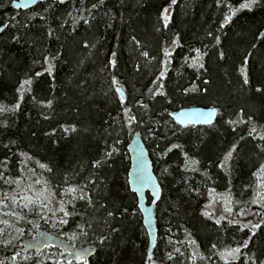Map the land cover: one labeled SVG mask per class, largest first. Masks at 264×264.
Wrapping results in <instances>:
<instances>
[{
  "label": "trees",
  "instance_id": "trees-1",
  "mask_svg": "<svg viewBox=\"0 0 264 264\" xmlns=\"http://www.w3.org/2000/svg\"><path fill=\"white\" fill-rule=\"evenodd\" d=\"M12 1L0 0V25H7L0 33V105L19 100L20 107L14 112H0V165L7 156L15 176L19 161L27 159L34 179L47 180L54 193L50 207H59V189L66 184L86 185L84 191L93 203L87 199L76 200L74 206L65 203L73 213L68 217L55 211L44 216L39 211L19 209L26 219L10 218L12 228L0 239L6 237L12 242L0 244V260L11 264L9 257L21 241L41 229L76 246L94 245L96 253L88 264H147L148 254L160 264L173 247L183 255L177 254L171 261L163 259V264H193L187 259L193 251L207 257L197 264H223L212 254L210 245L235 246L245 240L249 243L247 251L264 259V225L254 235L223 220L221 227L206 205L219 194L222 199L241 201L232 204L231 218L244 221L245 216L239 214L245 207L243 201H250L258 190L253 173L264 160V153L256 147L261 142L247 132L253 125H264V0H258L251 9H241L242 0H221L219 5L216 0H73L67 4L46 0L29 10H11ZM93 3L99 6L93 9ZM225 16L230 17L229 22L221 27ZM133 36L141 43L136 44ZM197 48L203 69L193 67L189 59L197 55ZM220 51L225 53L222 59ZM245 74L248 84L243 83ZM29 76L31 83L17 92L21 81ZM48 100L50 105L40 103ZM197 106L219 107L217 121L174 129L176 123L168 114ZM125 108L130 109L128 115L137 117L132 125L125 122ZM241 109L244 123L227 125V119L241 118L237 115ZM72 125L74 131H65ZM176 129L179 132L173 135ZM136 131L143 136L162 186V198L155 208L158 239L152 253L137 197L127 179L128 145ZM233 143L238 150L227 161L228 166L217 167ZM114 144L119 151L103 160L107 148ZM173 144L180 147L162 154ZM184 152L199 163L192 164ZM95 160L101 164L94 166ZM41 163L52 171L40 168ZM194 188L199 191H192ZM13 191L19 190L0 181V195ZM248 191L252 194L246 198ZM203 199L208 216L200 209ZM252 207L259 208L250 205L247 210ZM9 208L18 210L11 202ZM113 208H127L128 212L108 218L106 211ZM0 210L7 211L2 206ZM59 219L68 223L61 224ZM84 221L93 225L87 235L76 228ZM17 227L22 234L15 232ZM112 228L118 231L112 232ZM101 235L107 236L103 243ZM192 240L196 244H191ZM20 256L29 259L18 258L17 264H84L63 261V253L57 248ZM234 264L246 262L242 258Z\"/></svg>",
  "mask_w": 264,
  "mask_h": 264
},
{
  "label": "snow or ice",
  "instance_id": "snow-or-ice-1",
  "mask_svg": "<svg viewBox=\"0 0 264 264\" xmlns=\"http://www.w3.org/2000/svg\"><path fill=\"white\" fill-rule=\"evenodd\" d=\"M35 2V0H33ZM102 3V0H100ZM173 3L176 2V0H172ZM217 4L219 5L221 3V0H216ZM258 3V0H242L240 3L239 7L241 9H251L254 6H256ZM93 9L97 8L99 5L97 3H93L90 5ZM229 10L231 12H235V9L229 5ZM167 9L164 10V23L165 26H167ZM41 19H44V17H41ZM230 17L225 16L224 20L221 23V27H223L224 24H227L229 22ZM84 23H88L87 20H84ZM7 27V25H0V31H3V29ZM52 33L51 28H49V34ZM208 36H213L212 32L207 33ZM261 36H264V33H261ZM17 37H13V39H16ZM215 41L219 42V36L214 37ZM132 40L136 44H140L141 42L136 39L135 36L132 37ZM84 45H88V41L85 40ZM197 55L192 56L189 59L193 61V67H196L197 65L199 68L203 69L204 65L199 64V56L201 54L200 49L197 48L196 50ZM116 53L113 52L112 56L115 57ZM143 55L147 56L148 52L145 51ZM225 53L223 51L219 52V56L222 59L224 57ZM48 58L45 57V60ZM245 60H247V57H245ZM114 64L115 61H112ZM37 76L40 75V73H36ZM161 75H163V72H161ZM31 76L27 77L23 81H21L20 86L17 88V92H20L24 89L25 85H28L31 83ZM113 81H115V77L112 78ZM159 79V77L157 78ZM156 81H153L155 83ZM208 83V81H206ZM243 83L248 84V78L247 74L244 75L243 78ZM158 91V89H157ZM184 91H187V89H184ZM203 91L206 93L208 91L207 88L203 89ZM257 91L259 92L260 89L257 88ZM41 104L47 103L51 104V100L48 101H41ZM138 103H142V101H138ZM20 107V101L17 100L15 104L3 106L0 105V112H14L18 110ZM144 107H147V105H144ZM222 107V106H221ZM243 109L240 110L237 115H240L239 120H233L231 118L227 119L225 123L230 126H235L236 124L244 123V118L243 115ZM130 112V109L125 108L124 109V114H125V122L128 125H132L134 122L137 121V117L135 115H128ZM217 112H220V108H217ZM181 117H184L185 119H192V117L187 114V113H179ZM196 119H204L206 123L211 125L213 123L212 120L208 119V116L205 114H200ZM248 121L251 123L252 122V117L248 116ZM140 123H143V120L141 119L139 121ZM75 130V125H72L71 128H65V131ZM150 135H155L154 131L152 129H147ZM54 131V130H53ZM179 132V129H176V131L173 133V135H176V133ZM247 136L252 137L254 140H259L261 143H258L256 147L260 150L261 153H264V125H261L259 127L253 125L249 131L247 132ZM243 137H241V140ZM119 141H116V144H118ZM8 145H5V148H7ZM177 147L179 148L180 145L178 144H173L170 145L168 148L162 152V154H166L168 151H171V148ZM238 150V146L236 143L231 144L230 149L224 154L223 159H220L219 163L217 164V167L219 168H225L227 167V161L233 158L234 153ZM119 148L116 147V145H112L110 148H107L103 155V160H107L110 158L115 152H118ZM23 155V154H21ZM183 155L191 160L192 164H198L199 161L196 160L195 158L189 157L188 152H184ZM27 159L19 161L20 167L18 169L19 174L18 175H13L11 173V169L9 168V159L7 156L3 157V163L0 165L2 167V170H0V181H3L4 184L7 185H15V188L18 189L19 191H13L11 194L9 193H3L0 195V206H2L4 209H7V211L0 210V216H3L4 219H0V225H3V227H0V237L4 236V233L6 231H10L12 228V221L10 218H15L17 221H22L26 219V216L21 214L19 209H27L28 213H32L35 211H39V213L43 214L44 216H47L48 213L50 212H59L61 213L64 217H68L73 215L72 212L68 211L65 208V203L68 204H73L76 200H85L87 199L88 203L91 205L93 203L92 198L90 195H87L84 191V188L86 185H65V187L59 189V192L61 193V199L59 201V207L54 208L50 207L52 204V197H53V191H50L48 188V181L47 180H42L35 178V172L33 169L27 167ZM101 164V160H95L93 161V165H98ZM40 168H46L47 171L51 172L52 169L48 167V165L41 163L39 165ZM181 167H184V165H181ZM195 171L196 169H191ZM254 176L257 177V185H258V190L255 192V195L250 199V201H243V204L245 207L240 208V216H248L249 211L247 210L250 205H257L260 209L259 212H257L255 209L252 210V214L257 215V216H262L264 215V160H262L259 163V167L256 169V171L253 173ZM147 177L141 174L138 176V183L140 184H145L147 183ZM28 181L25 183V181ZM44 185L42 188H37L38 185ZM245 187H250L249 185H245ZM192 191L198 192V188L192 189ZM212 191H215L214 189ZM21 193H30V195H21ZM65 197H68L65 199ZM9 202L12 204L16 205V208L18 210H12L9 208ZM235 203L239 205L241 201H233L230 197L224 198V210L223 213H221L220 218L215 219V224L216 225H221L222 220L227 221L228 224L230 225H238L240 230H243L244 228H247L249 231V234H255V231L261 227V225H264V218H261L258 222L253 223L252 220H248L246 223L240 219H234L231 218V214L233 212V207L232 204ZM102 207H106V205H102ZM135 211V210H134ZM128 209L124 208L122 211H120L117 208H113L112 210H107L106 211V216L108 218H115L116 215H123L124 213H127ZM204 216H208L209 213L205 211ZM59 223L61 224H67L68 220L67 219H59ZM31 223V221H29ZM93 227L92 223H89L88 221H84L83 223L76 224L77 230L82 232L84 235H87V230L91 229ZM112 232H117L118 228H112ZM16 233H21L22 230L20 228H15ZM107 239L106 235H101L99 237V240L101 243H103ZM11 240L8 238H3L0 239V244H3L5 246H8L11 244ZM191 244H196L195 240L191 241ZM249 248V243L248 240H245L241 243H237L235 246H229V245H219L216 243H212L210 245V250L212 251V254L215 255L219 260L223 261V264H234L236 261H241L243 260L246 262V264H264V259H262L260 256H257L255 253H251L250 251H247ZM177 254H180L181 256L183 253L180 252L179 248L173 247L170 252H167L164 254L163 259H166L168 261L173 260L176 258ZM74 255H77L81 260H84V255L83 251L77 252ZM21 260H28V256H20L19 252H13V254L9 257L11 264H17V259ZM207 257L203 255V253H198L196 251H193L190 256L187 257V259L191 260L193 264H197V261L204 260ZM163 259L160 261V264H163ZM0 264H5L4 260H0ZM56 264H61L60 261H56ZM84 264H88L86 260H84ZM147 264H157L156 259L154 258L153 254H148L147 256Z\"/></svg>",
  "mask_w": 264,
  "mask_h": 264
},
{
  "label": "water",
  "instance_id": "water-1",
  "mask_svg": "<svg viewBox=\"0 0 264 264\" xmlns=\"http://www.w3.org/2000/svg\"><path fill=\"white\" fill-rule=\"evenodd\" d=\"M44 1L46 0H35V2H33V0H14L12 1L10 8L29 10ZM54 1L60 4H67L73 0ZM119 91L123 98H125L126 95L123 89L120 88ZM181 112L189 114L192 119L188 120L181 117L179 115ZM200 114L207 115L208 119L213 121L211 125H213L218 118L216 107H186L172 112L170 116L179 126L182 127L189 125H209L204 119H196ZM128 154L131 161L128 184L131 192L137 197L138 208L142 214L143 224L150 241L149 251L152 253L156 247L158 239L155 208L162 198V186L155 172L152 158L140 131H136L130 141L128 145ZM141 172L148 178L147 183L145 184L138 183V176ZM148 195L151 197V202L148 201ZM48 248H57L61 250L63 253V261L76 263H84V260L89 262V259L96 253V247L92 244L76 246L69 240L59 237L45 229L38 230L31 237L22 240L20 246L16 248L14 252L27 253L34 251L36 253H41ZM80 251H83L84 260H81L77 255H74Z\"/></svg>",
  "mask_w": 264,
  "mask_h": 264
},
{
  "label": "rangeland",
  "instance_id": "rangeland-1",
  "mask_svg": "<svg viewBox=\"0 0 264 264\" xmlns=\"http://www.w3.org/2000/svg\"><path fill=\"white\" fill-rule=\"evenodd\" d=\"M221 194H219L218 197H216V195L214 196V198L210 200L209 204L207 205V209L209 208V210L212 212V214H215L214 218H219L221 213H223L224 207V199H222V196L220 197ZM255 209L257 212H259V208L257 207H252V209H249V215L245 216V220L244 222L246 223L249 219L252 220L253 223L258 222L261 219V216H257L252 214V210Z\"/></svg>",
  "mask_w": 264,
  "mask_h": 264
},
{
  "label": "bare ground",
  "instance_id": "bare-ground-1",
  "mask_svg": "<svg viewBox=\"0 0 264 264\" xmlns=\"http://www.w3.org/2000/svg\"><path fill=\"white\" fill-rule=\"evenodd\" d=\"M12 10V9H11ZM197 107H205V106H197ZM209 107H216V108H219V107H217V106H209ZM172 112H175V111H172ZM172 112H170L168 115V117H169V119H172L171 118V116H170V114L172 113ZM218 116H219V112H218ZM218 119V118H217ZM173 120V119H172ZM174 121V120H173ZM217 121V120H216ZM175 122V121H174ZM176 123V122H175ZM177 124V123H176ZM174 125V129L175 128H177V126H178V124L177 125ZM180 127V126H179ZM130 167H131V161H130V166H129V169H128V175H127V179H129V171H130ZM230 170V169H229ZM251 191H248L246 194H245V197L246 198H248V197H250L251 196ZM159 203V202H158ZM157 203V204H158ZM207 204H209L208 202L206 203V205ZM204 205H205V200L203 199V200H201V207H200V209L202 210L203 209V212H205V207H204ZM144 225V224H143ZM158 226V225H157ZM144 228H145V226H144ZM31 252V251H30ZM27 253H29V252H27ZM27 253H25V254H27ZM90 260V259H89Z\"/></svg>",
  "mask_w": 264,
  "mask_h": 264
}]
</instances>
